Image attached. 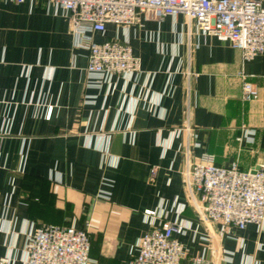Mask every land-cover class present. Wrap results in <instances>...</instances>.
<instances>
[{
  "label": "crops",
  "instance_id": "obj_1",
  "mask_svg": "<svg viewBox=\"0 0 264 264\" xmlns=\"http://www.w3.org/2000/svg\"><path fill=\"white\" fill-rule=\"evenodd\" d=\"M115 33L127 39L141 73L124 88L111 78L114 89L105 95L104 87L86 85V52L73 48L53 5L0 0V222L9 232H0V258L8 255L9 264H21L29 222L88 223L91 264H127L145 231L177 218L191 224L179 238L189 254L211 258L212 245L198 237L215 228L198 219L182 177L186 135L172 138L171 131L188 124L196 135L190 141L200 147H190V163L204 153L244 171L264 162V54L244 61L182 15L139 17L125 30L106 25L93 39ZM242 73L255 85L256 101L242 100ZM139 89L161 97L153 113L139 101L130 119L124 108ZM245 130L254 131L251 143L238 140ZM101 177L112 181L108 201L94 198ZM144 210L155 216L144 222ZM233 234L217 243L234 253L232 264H264V232L250 224Z\"/></svg>",
  "mask_w": 264,
  "mask_h": 264
},
{
  "label": "built area",
  "instance_id": "obj_2",
  "mask_svg": "<svg viewBox=\"0 0 264 264\" xmlns=\"http://www.w3.org/2000/svg\"><path fill=\"white\" fill-rule=\"evenodd\" d=\"M10 4H22L26 0H4ZM67 21L74 49L86 52L84 76L88 87L101 89L109 94L114 89L111 78L122 80L123 88L135 81L141 73L139 61L131 54L125 37L114 36L96 42L94 35H103L106 25L123 30L137 24L139 17L155 21L163 17L182 15L186 25H196L205 36L227 42L241 53L244 61L264 54V1L263 0H46ZM241 98L253 102L259 98L255 85L245 74L240 75ZM161 93L148 95L140 89L127 98L130 106L124 108L132 117L131 107L139 101L147 103L153 113ZM122 98L121 101H124ZM85 102H90L88 97ZM48 117L50 110H47ZM186 135L185 168L182 172L188 199L198 219L215 232L200 234L198 242L212 245V257L202 254L190 255L179 241L191 231L188 221L175 219L161 221L151 226L135 242V253L127 264H232L234 253L217 246L223 239H234L233 230H244L247 225L256 226L264 232V162L257 168L244 171L236 163L228 167L216 165L209 154H201L198 161L189 162L191 143L190 127L171 131L172 138ZM254 131L245 130L239 141L251 143ZM104 154H106L104 152ZM155 169L149 170V180ZM112 181L101 177L94 198L108 201ZM180 214L181 209H176ZM144 222L155 216L154 211H143ZM7 225L0 222V232L8 235ZM88 223L83 228L57 226L29 222L22 234L21 264H91L89 258ZM194 236L198 235L194 231ZM207 246L203 249L206 251ZM262 248V245H258ZM9 257L0 258V264H9ZM243 264H253L244 260Z\"/></svg>",
  "mask_w": 264,
  "mask_h": 264
}]
</instances>
